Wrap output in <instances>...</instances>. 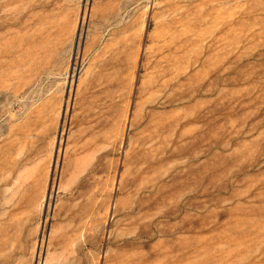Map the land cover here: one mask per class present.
<instances>
[{"label": "rangeland", "instance_id": "1", "mask_svg": "<svg viewBox=\"0 0 264 264\" xmlns=\"http://www.w3.org/2000/svg\"><path fill=\"white\" fill-rule=\"evenodd\" d=\"M0 264H264V0H0Z\"/></svg>", "mask_w": 264, "mask_h": 264}]
</instances>
